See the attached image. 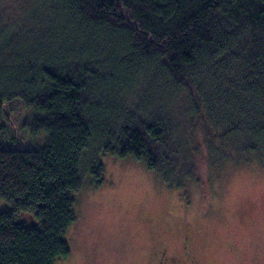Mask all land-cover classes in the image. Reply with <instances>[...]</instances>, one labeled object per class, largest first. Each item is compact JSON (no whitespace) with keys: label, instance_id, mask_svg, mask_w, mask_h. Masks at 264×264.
<instances>
[{"label":"trees","instance_id":"trees-1","mask_svg":"<svg viewBox=\"0 0 264 264\" xmlns=\"http://www.w3.org/2000/svg\"><path fill=\"white\" fill-rule=\"evenodd\" d=\"M12 1L0 264L68 257L74 196L86 174L102 182L101 154L132 156L169 188L263 157L264 0Z\"/></svg>","mask_w":264,"mask_h":264},{"label":"rangeland","instance_id":"rangeland-1","mask_svg":"<svg viewBox=\"0 0 264 264\" xmlns=\"http://www.w3.org/2000/svg\"><path fill=\"white\" fill-rule=\"evenodd\" d=\"M9 1L0 0V16L18 8ZM99 162L102 182L84 176L69 255L55 264H157L158 251L177 264H264V155L222 162L200 188L162 186L132 156L106 152ZM9 208L0 200V211Z\"/></svg>","mask_w":264,"mask_h":264},{"label":"flooded vegetation","instance_id":"flooded-vegetation-1","mask_svg":"<svg viewBox=\"0 0 264 264\" xmlns=\"http://www.w3.org/2000/svg\"><path fill=\"white\" fill-rule=\"evenodd\" d=\"M161 255L163 256L161 257ZM157 258H158L157 264H165V262L166 264H177L176 261H174L175 258L168 257V255L165 256V252L161 253V251H158Z\"/></svg>","mask_w":264,"mask_h":264}]
</instances>
